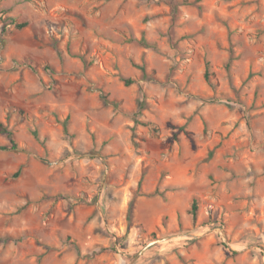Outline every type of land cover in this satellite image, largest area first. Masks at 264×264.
Wrapping results in <instances>:
<instances>
[{"label": "rangeland", "instance_id": "obj_1", "mask_svg": "<svg viewBox=\"0 0 264 264\" xmlns=\"http://www.w3.org/2000/svg\"><path fill=\"white\" fill-rule=\"evenodd\" d=\"M0 120V264H264V0H0Z\"/></svg>", "mask_w": 264, "mask_h": 264}, {"label": "trees", "instance_id": "obj_2", "mask_svg": "<svg viewBox=\"0 0 264 264\" xmlns=\"http://www.w3.org/2000/svg\"><path fill=\"white\" fill-rule=\"evenodd\" d=\"M26 24H27V22H19V23H16V25H17L18 27H24V26H26ZM206 77H207V79H208L209 82H210L211 79L209 78V72H206ZM124 82H125L126 85H130V84H132V83L134 82V80H133L132 78H125V79H124ZM19 111H20V112H23V110L20 109V108H19ZM143 123H144L145 125H147V126H151L152 129H153L155 132H157L158 129H159V128H158L154 123H152V122H143ZM66 129H67V126H66ZM0 133L5 134V135L8 137V139H9L10 144H9V146H6L7 148H17V147H18V143H17V141L15 140V136H14V132H13V130L10 129V128H8V127L5 125V123L2 122L1 120H0ZM20 172H21V168H19V169L15 172L14 176H15V177L19 176ZM191 213L193 214L194 217H196V214H197V201H195V202L193 203V206H192V209H191Z\"/></svg>", "mask_w": 264, "mask_h": 264}, {"label": "water", "instance_id": "obj_3", "mask_svg": "<svg viewBox=\"0 0 264 264\" xmlns=\"http://www.w3.org/2000/svg\"><path fill=\"white\" fill-rule=\"evenodd\" d=\"M154 242H155V241H154ZM154 242L149 243L148 246L151 245V244H153Z\"/></svg>", "mask_w": 264, "mask_h": 264}]
</instances>
